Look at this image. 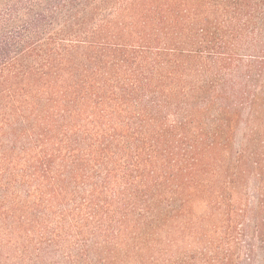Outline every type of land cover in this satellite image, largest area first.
I'll list each match as a JSON object with an SVG mask.
<instances>
[{
    "label": "trees",
    "instance_id": "1",
    "mask_svg": "<svg viewBox=\"0 0 264 264\" xmlns=\"http://www.w3.org/2000/svg\"><path fill=\"white\" fill-rule=\"evenodd\" d=\"M0 264H264V0H0Z\"/></svg>",
    "mask_w": 264,
    "mask_h": 264
}]
</instances>
